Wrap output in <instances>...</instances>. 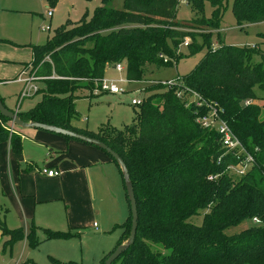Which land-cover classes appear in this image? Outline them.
<instances>
[{"label":"trees","instance_id":"obj_1","mask_svg":"<svg viewBox=\"0 0 264 264\" xmlns=\"http://www.w3.org/2000/svg\"><path fill=\"white\" fill-rule=\"evenodd\" d=\"M181 1L202 16L176 20L180 0H123L122 8L102 0L90 20L59 28L45 44L31 46L32 70L45 76L36 91L41 99L25 110L18 103L9 109L25 122L96 138L124 161L136 200L137 228L134 242L112 264H264V63L253 60L259 53L256 46H211V30L219 29L225 0ZM46 2L54 6L57 0ZM205 2L212 7L208 17L203 14ZM231 10L238 23L264 22V0H232ZM203 47V58L189 73L174 77V85L151 83L145 88L153 92L143 97L132 123L119 129L101 126L96 132L74 125L76 92L93 91L110 64L121 62L126 78L140 81L147 65L170 66ZM213 109L244 151L228 149L217 130L201 124V117ZM10 126L0 114V143L8 141L18 157L21 127ZM101 150L121 174L115 159ZM248 155L252 161L245 171H234ZM125 196L126 220L111 231L120 228L127 239L131 211L126 190ZM200 210L205 211L201 224L189 222ZM242 223L241 230L227 232ZM2 225L3 234L22 236ZM46 230L48 238L79 235Z\"/></svg>","mask_w":264,"mask_h":264},{"label":"rangeland","instance_id":"obj_2","mask_svg":"<svg viewBox=\"0 0 264 264\" xmlns=\"http://www.w3.org/2000/svg\"><path fill=\"white\" fill-rule=\"evenodd\" d=\"M102 4V0H57L54 6H49L46 0H0V54L8 61H15V63L2 62V72L12 74L16 67L21 68V73H14L10 81L0 86V94L5 96L8 106L15 109V104L18 103L21 110L28 109L41 99V94L38 92L31 93L29 97H21L19 94L18 99L16 98L22 87L20 78L33 74L38 76V70H32L29 63L32 58L31 46L45 44L59 28L70 29L83 20H90L95 8ZM223 4L224 10L219 29L211 30V46L215 48L222 44L256 46L259 53L253 60L255 63H264V22L252 24L241 20L242 22L238 23L231 10L232 0H225ZM108 5L122 8L123 0H110ZM211 9L210 3L205 2L203 10L205 17L210 16ZM48 10H52V16H47ZM198 16L202 15L180 0L176 20L186 22ZM194 29L197 32L203 31L199 28ZM217 32L220 34L219 38ZM200 39L198 37V40ZM181 50L186 52L185 47ZM206 51V47H203L191 56L181 57L176 64L170 66L147 65L140 81H119L120 78L126 79L125 69L118 72L112 66L107 67L104 77L115 80L123 92L114 94L104 90L94 89L91 92L86 89L78 90L75 100L77 118L74 119V125L96 132L101 126L119 129L132 123L139 109V106L131 104L130 100L134 95L146 97L153 92L145 89L153 83L152 81L189 73ZM40 81H35L38 88L42 86ZM256 91L260 92L258 89ZM36 131L34 138L38 143L26 142L24 146L26 155H34L32 156L36 158L34 160L40 163L57 160L65 153L63 136L40 129ZM7 143L9 142L5 141L3 144L6 148H8ZM48 149L54 151L52 155H49ZM16 157L7 150L3 152L0 160V223L8 230L21 231L22 236L10 232L3 234V229L0 227V264H68L69 262L101 264L119 243L126 240L122 229L116 228L111 231L116 224L126 220L129 210L123 179L113 161L112 164L102 161L86 170L84 175L86 195H81L77 199L73 177L68 185L63 184V191L61 188L58 189L68 200L70 197L76 199L74 206L71 201L69 204L66 203L65 197H62L63 200L36 202L35 206L33 203L30 212L25 214L23 208L17 204L14 193L17 165L22 164V154L17 161ZM62 157L66 159L65 156ZM204 212L200 210L198 214L190 216L188 221L201 224ZM32 213L35 214V218L31 221ZM28 215L31 217L29 218ZM94 221L97 227L93 226ZM243 225L244 223L231 227L227 232H237ZM78 226H82L80 230H85V234L72 228ZM46 229L72 231L79 235L48 238ZM154 246L158 248V245ZM108 249L110 250L107 251ZM103 252L105 253L102 255Z\"/></svg>","mask_w":264,"mask_h":264},{"label":"crops","instance_id":"obj_3","mask_svg":"<svg viewBox=\"0 0 264 264\" xmlns=\"http://www.w3.org/2000/svg\"><path fill=\"white\" fill-rule=\"evenodd\" d=\"M2 62L3 63L4 62L15 63V61L6 60L0 54V80H2L0 81V86L3 85L5 82L10 81L14 73L16 72L21 73L20 72L21 68L16 67L15 71L12 74H4L2 72V67H1ZM110 66L113 67V65H109L108 67ZM167 79H171V78H167ZM21 83H22V87H21L22 89L24 86V83L23 82ZM21 89L16 94L17 99L21 92ZM0 96L3 98L4 104L8 108H11L5 102V99H6L5 96L1 94ZM16 104H15V109L17 107ZM36 130H37L36 128L19 129V133L21 135V140H22V152H21L22 164L18 163L17 165V173H16V177L14 181V184L16 186V190H14V193L16 196L17 204L23 208L25 214L30 212L33 203L35 206L36 202L46 203V202H51L54 200H63L62 197H65L66 203L69 204V202L71 201L74 206V202L76 199L70 197V199L68 200L62 192L58 191V189L61 188V191H63L62 190L63 184L68 185L69 180L72 179L71 177H73L72 181L74 183V189H75L74 191H75L77 199L81 195H86L87 193L86 181L84 179L86 170L90 169V167H93L94 165L102 163V161H105L106 164H112L111 163L112 161L109 159L108 155L104 151L99 149L98 147L88 144V143L78 141V140L70 139V140H65L66 149L63 150V152L65 153L62 154V156H65L66 159L60 156V158L57 160L54 159L48 162L41 161L40 163H37V161L34 160L36 158L32 157L34 155L32 154L26 155L24 151V146L26 142L31 143V144L38 143V141L35 140L34 138V136L37 134ZM3 144H5V142L0 143V160H1L3 152H7V150L8 152H11L9 143H7L8 148H6ZM48 150H49V155H52L54 151H51V149H48ZM19 157L20 156L16 157V161L18 160ZM14 165L16 169V164L13 161V166ZM44 166H46L48 169H54L58 171V174L56 176H48L47 174L42 172V168ZM5 210H7V208ZM32 215L33 217L31 218V221L35 218V214L32 213ZM28 217L30 218L31 216L28 215ZM94 223L96 225H94ZM93 226L97 227V223L95 221L93 222ZM81 227L82 226H78L76 229L80 231V233L85 234V230H82V231L80 230ZM72 228H75V227H72ZM112 247L110 249H112ZM110 249H108L107 251H109ZM104 253L105 252H103L102 255Z\"/></svg>","mask_w":264,"mask_h":264},{"label":"built area","instance_id":"obj_4","mask_svg":"<svg viewBox=\"0 0 264 264\" xmlns=\"http://www.w3.org/2000/svg\"><path fill=\"white\" fill-rule=\"evenodd\" d=\"M52 15V10H48L47 11V16H51ZM188 38H185L184 40V45L187 44L188 42ZM113 67L116 71L120 72L124 69V64H122L121 62H116L115 64H113ZM54 77V76H52ZM45 76H36V75H30V76H26L25 78H20V81L24 83L23 88L21 89L20 95L21 97H29L31 96V93H35L38 89V86L35 84L36 80H42L44 79ZM130 81L127 78L126 79H122L120 78L119 81ZM153 83H162L165 84L167 86H172L174 85L177 80L175 78H171V79H167V80H155L152 81ZM99 90H104V91H108L110 93H120L123 92V90L116 84L115 80L113 79H106V78H102L99 81V86H97L95 88V91H99ZM193 97L195 99L196 102L199 101V96L195 93L192 92ZM198 96V98H197ZM131 104L138 106L142 103L143 101V97L138 96L137 94L134 95L131 98ZM248 102L246 101L245 104H247ZM216 115L215 110L213 109L211 114L209 116H203L201 117L200 121L201 124L204 127H210L213 128L215 130H217L220 133V137L222 140V143L225 147H227L228 149H238L239 151H244L243 148L241 147V144L239 143V141L237 140V138L233 135V133L231 132L230 128L222 121L218 120ZM13 126H15L12 122H11V129L13 128ZM239 153V152H238ZM252 161V157L251 156H246L243 160H241V162L239 164H237L236 166L232 167L234 171L238 172V173H243L246 169V167L248 165H250ZM42 172L47 174L48 176H56L58 174V171L54 170V169H48L47 167H43L42 168ZM215 176H209V179H213ZM253 221L258 222L259 220L254 217ZM94 225H96L94 223Z\"/></svg>","mask_w":264,"mask_h":264},{"label":"water","instance_id":"obj_5","mask_svg":"<svg viewBox=\"0 0 264 264\" xmlns=\"http://www.w3.org/2000/svg\"><path fill=\"white\" fill-rule=\"evenodd\" d=\"M0 114L8 118L15 126H18L21 128L42 129L45 131L54 132L56 134L66 135V136L81 140L89 144H93L101 149H104L115 159V161L117 162L121 170L126 194H127L129 204H130L131 227H130V232H129L127 239L121 244L117 245V247L107 256V258L102 263V264H112V262L134 242L136 228H137V219H138V214H137V209H136V200L134 196L132 183L129 178L128 169L124 161L122 160V158L115 151H113L108 145H106L104 142L96 138L87 136L85 134H82L76 131L54 126V125L43 124V123H39L36 121L25 122L20 119V117L16 114L15 111H12L8 107H6L2 103L1 99H0Z\"/></svg>","mask_w":264,"mask_h":264}]
</instances>
